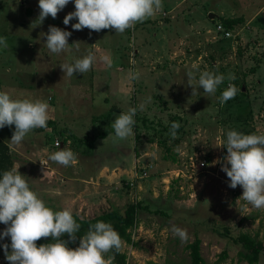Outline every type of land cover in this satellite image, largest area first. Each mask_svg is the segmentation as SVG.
Segmentation results:
<instances>
[{"label":"rangeland","instance_id":"rangeland-1","mask_svg":"<svg viewBox=\"0 0 264 264\" xmlns=\"http://www.w3.org/2000/svg\"><path fill=\"white\" fill-rule=\"evenodd\" d=\"M38 3L0 0V37L7 42L0 46V91L13 99L47 102L50 113L47 128L34 129L19 145L10 143L14 125L0 129L13 168L53 211L91 217L139 200L148 206L138 209L135 243L123 242L121 248L130 263L189 264L186 245L198 236L201 264H248L239 259L242 247L233 237L249 233L264 243V209L248 205L242 187L230 188L216 161L223 157L225 147L219 146L229 130L264 134V0H163L160 13L123 34L76 31L71 27L76 19L64 25L65 16L75 11L74 0L57 18L49 16L33 28ZM209 12L217 16L210 18ZM219 16H242L244 21L223 38L215 30ZM49 25L72 33L71 50L49 52L42 37ZM88 54L95 57L90 71L63 76L60 64ZM104 55L112 60L111 68L101 60ZM204 71L225 79L215 95L205 96L200 88V95L192 96L187 73H193L190 83L197 86ZM131 72L139 78L131 80ZM230 83L238 91L222 104L218 98ZM129 108H137L136 141L130 136L114 144V132L98 136L113 129L116 116ZM172 116L182 125L174 138L161 130ZM62 148L76 154L71 166L48 159ZM194 153L205 159V166L188 165ZM102 159L107 163L101 167ZM173 225L186 230V241L173 234ZM5 228L0 223V233ZM10 243L9 237L0 240V264L2 245ZM223 250L226 256L219 258ZM257 264H264V251Z\"/></svg>","mask_w":264,"mask_h":264},{"label":"clouds","instance_id":"clouds-1","mask_svg":"<svg viewBox=\"0 0 264 264\" xmlns=\"http://www.w3.org/2000/svg\"><path fill=\"white\" fill-rule=\"evenodd\" d=\"M72 0H39V15L31 26L38 27L51 16L57 18ZM19 0H17V4ZM75 11L68 13L63 23L69 25L76 19L78 22L71 25L73 30L82 31L85 28L91 32L114 30L116 34H123L134 28L137 23L154 17L163 10V0H74ZM46 36V47L52 54H61L69 51L70 31L49 25ZM71 45L78 47L79 42ZM0 46L7 47L6 38L0 37ZM101 60L107 67H112V60L104 55ZM95 61L92 54L78 58L72 63L60 64L68 78L75 74H84L91 70ZM191 95H200L202 88L205 96L215 95L218 86L224 81L222 74L204 71L199 75L197 86L190 81L194 79L192 72L187 73ZM131 80L139 78L138 72L129 73ZM230 80L235 76L230 75ZM238 89L233 84L222 92L218 98L220 103L234 99ZM145 105L139 106L140 111ZM137 108H129L121 112L112 123L114 129L113 143L126 140L133 136L134 117ZM50 119L49 104L40 100L13 99L7 92L0 91V129L15 126L10 143L19 145L28 133L37 128H47ZM180 125L173 122L171 136H176ZM226 142L219 147H226L227 154L216 163H221V170L229 179L228 186L235 189L242 187L243 200L251 207L264 209V134H242L236 130L227 132ZM57 147H60L59 143ZM48 159L64 167L76 162L77 156L70 149L62 148L49 155ZM0 223L6 228L0 233V240L10 238V245L3 244L4 254L9 264H112L114 257L106 254L119 252L123 241L119 233L110 223L103 221L91 226L87 233L81 236L79 246L69 248V242H75L80 225L76 223L72 213L67 210L53 211L46 206L38 193L32 190L18 169L5 171L0 178ZM172 232L182 242L187 239L184 229L173 225ZM67 234L68 241L62 239ZM51 237V243L37 246V241ZM10 247V251H9Z\"/></svg>","mask_w":264,"mask_h":264},{"label":"trees","instance_id":"trees-1","mask_svg":"<svg viewBox=\"0 0 264 264\" xmlns=\"http://www.w3.org/2000/svg\"><path fill=\"white\" fill-rule=\"evenodd\" d=\"M220 23H222L226 29H231L235 25L240 24L244 21L242 16L236 17H221L217 18ZM145 118V117H144ZM144 118H141V121H144ZM174 116H172L171 121L163 126L161 130L171 132V125L174 122ZM180 127L176 130V132H180L182 130V125L179 124ZM134 130V140L138 139V133L136 131V127H133ZM161 130L159 133H161ZM114 129H109L106 131L101 132L98 136L99 137H106L110 133H113ZM98 138V137H96ZM158 142L165 146V150L170 153L171 149L169 146L166 145L165 140H158ZM227 149L226 147L223 150L222 155L224 156ZM172 159H176V155L170 153L169 154ZM13 169V157L11 153V149L8 144L0 138V178L5 171ZM144 208L148 209V206L143 205V203L139 201L130 202L123 208H113L111 210L102 212L100 214L91 216V217H83L79 214H72L73 218L75 219L76 223L80 225V229L77 232V239L76 241L69 242L68 247L71 249H75L79 244L81 236L85 235L89 228L95 225L99 221H103L106 223H110L113 228L119 233L123 242L127 244L133 245L135 242L132 237V229L137 225L138 220V209ZM154 212H158L157 210H153ZM62 239L68 241V235L65 234ZM233 241L235 243H240L242 249L238 251L239 259H243L247 261L248 264H257L260 259V254L264 251V243L262 240L257 238L256 236H252L249 233H240L233 237ZM55 242L52 241L51 237L49 238H42L41 240L37 241V246L41 244H47ZM200 243L201 239L196 236L192 242H190L186 247L189 249V254L191 261L189 264H201L202 257L200 253ZM226 251L223 250L219 258H225ZM106 257H114L112 260V264H136L130 263L127 259V255L125 252L120 250L119 252H109L106 254ZM106 258V259H107ZM3 264H9V262L4 258Z\"/></svg>","mask_w":264,"mask_h":264},{"label":"built area","instance_id":"built-area-1","mask_svg":"<svg viewBox=\"0 0 264 264\" xmlns=\"http://www.w3.org/2000/svg\"><path fill=\"white\" fill-rule=\"evenodd\" d=\"M215 30H216L217 32H219L220 35H221L223 38H229V37L231 36V30H230V29H226L225 26H224L222 23H220V22L216 24V28H215ZM58 143H59V141L56 140V142H55V146H57ZM59 145H60V144H59ZM194 159H195L196 161H198V162L195 163ZM188 162H189L188 165H189L191 168H196V167H198V166H200V167L205 166V159H202V160L198 159V155H197V153H194L193 155H191V156L189 157V159H188ZM174 175H175V177L177 178V177L179 176V172L175 173Z\"/></svg>","mask_w":264,"mask_h":264},{"label":"crops","instance_id":"crops-1","mask_svg":"<svg viewBox=\"0 0 264 264\" xmlns=\"http://www.w3.org/2000/svg\"><path fill=\"white\" fill-rule=\"evenodd\" d=\"M2 50H4V49H2ZM128 138H130V137H128ZM99 139H101V138H99ZM94 145V144H93ZM94 148H95V146H93ZM106 159V158H105ZM103 160V159H102ZM107 163V161L105 160H103V162L102 161H100V163H98V165H101V167H102V164H106ZM99 167V166H98ZM101 167H100V169H101ZM107 167V166H106ZM106 167H104L103 169H101V170H104ZM99 169V170H100Z\"/></svg>","mask_w":264,"mask_h":264},{"label":"water","instance_id":"water-1","mask_svg":"<svg viewBox=\"0 0 264 264\" xmlns=\"http://www.w3.org/2000/svg\"><path fill=\"white\" fill-rule=\"evenodd\" d=\"M216 16H217V15H216L215 13H212V12H209V13H208V17H210V18H213V17H216ZM143 158H145V157L140 158L141 161H145V159H143Z\"/></svg>","mask_w":264,"mask_h":264}]
</instances>
